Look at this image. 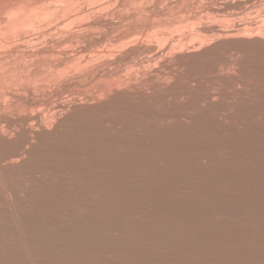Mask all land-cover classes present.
Here are the masks:
<instances>
[{
  "label": "bare ground",
  "instance_id": "bare-ground-1",
  "mask_svg": "<svg viewBox=\"0 0 264 264\" xmlns=\"http://www.w3.org/2000/svg\"><path fill=\"white\" fill-rule=\"evenodd\" d=\"M140 132L159 139H144ZM214 135L222 140H213ZM169 140L188 142L186 154L208 151L204 154L212 167L194 165L192 175L240 181L246 194L211 196L199 179L203 189L194 190L201 196H186L187 205L175 203L177 194L173 199L158 192L169 210L192 209L177 217L165 215L151 202L159 184L154 169L147 182L157 189L137 181L128 185L132 174L148 171L140 160L142 151H164ZM55 152L109 158L121 172L114 178L90 176L83 187L51 186L47 193L30 177L40 168L46 171L44 181L60 182L47 170L52 163L44 160ZM174 152L170 159L181 161ZM127 153L138 155L134 165L124 162ZM247 154L262 161L244 162ZM218 155L233 157L228 167L218 170ZM171 171L165 174L175 175ZM13 183L26 190L19 199L0 193V264L173 263L166 251L172 245L185 253L195 249L192 264H263L264 252L252 237L206 239L196 234L193 241L173 243L171 235L155 231L175 220L194 225L200 217L219 216L251 224L264 235V0H0V191ZM132 188L142 192L136 195ZM105 191L111 202L100 201L106 199ZM230 200L243 210L220 206ZM54 205L70 211L76 224L64 226V221L52 228L55 219L48 209ZM124 217L132 219L129 227L117 223ZM91 234L94 239L88 241ZM143 245L166 253L145 255Z\"/></svg>",
  "mask_w": 264,
  "mask_h": 264
},
{
  "label": "rangeland",
  "instance_id": "rangeland-1",
  "mask_svg": "<svg viewBox=\"0 0 264 264\" xmlns=\"http://www.w3.org/2000/svg\"><path fill=\"white\" fill-rule=\"evenodd\" d=\"M257 72H258V70H257ZM256 72V73H257ZM259 80H260V77L258 78ZM260 81H262V79L260 80ZM252 83H254L255 84V82H253V80L251 81ZM259 83V82H258ZM256 85V84H255ZM236 88H238L237 86H236ZM231 90H233V91H231L232 93H234L235 92V89H231ZM237 93V92H236ZM149 126L148 127H151V126H154V125H150V124H148ZM174 125V124H173ZM165 128H168V126L167 125H163ZM174 126H178V127H186V126H184L183 124H180L179 122H175V125ZM173 126V127H174ZM163 127V128H164ZM169 127H172V125L170 124L169 125ZM181 127V128H182ZM149 133H151L150 135H149ZM140 134V136H144L143 138L145 139V138H147V140H150V141H153V142H155V141H158L157 139H159L158 138V135H155V134H153L152 132H148L147 134L145 133L144 134V132L142 133V132H140L139 133ZM256 134V133H255ZM148 135V136H147ZM215 136V137H214ZM214 136H212V138H213V140H215V141H221L222 140V138H221V136L219 137V136H217V135H214ZM251 136V135H250ZM256 136L259 138V137H261V135H258V134H256ZM150 137V138H149ZM154 137V139H152ZM221 140H220V139ZM251 138V140H252V137H250ZM248 140V139H247ZM177 142V143H176ZM182 144H179V141H171V140H169L168 142H165V145H163L164 147V151H163V149H156V150H154L153 148H151V147H148V148H146L144 151H142V157H143V159L141 158H139L140 160H141V162H143V163H145L147 166H148V171L146 170V171H144L143 173H141V174H136V175H134V174H132L133 175V178H132V180H130L131 182L129 183V188H131V186L130 185H132L135 181H137V182H139V184L140 185H143V184H147V186H151L152 188L151 189H153L154 190V188L155 187H158V189L157 188H155V189H157L156 191H155V193H154V191H152V192H150V193H152L153 194V196H154V201H157V200H159V201H157V202H154L153 200L151 201L152 202V205L153 206H157V205H159L160 206V208H162L163 209V213L165 214V215H167V213H168V215L170 216V217H177L178 215H181L182 213L184 214V213H186L187 212V209H191L190 207H186V208H183L184 206H180V208H178V206H176V208L174 209V207H172L171 208V205L172 204H170V208L171 209H173V211H171V210H169L167 207H169V204L167 205L163 200L161 201L160 199H161V197H160V199H159V196H157L158 195V192L159 193H161L162 191V194H165L166 193V195L168 196L169 195V197L170 198H172V197H174L173 199H175L176 197H177V195H178V197L175 199V200H177L175 203H178V204H183V205H187V204H189L188 203V201H187V199H186V196H192V195H196V197L199 195V196H201L200 194H196V191L194 190V189H196V188H198V187H202V189H203V185L205 186L204 188L206 189V191L208 190L209 192H211V194H209V195H211L212 196V194L213 195H215L216 193H221V191H222V193L223 194H217L216 196H218L219 195V197H221V198H224V197H226L227 199H231L230 198V196H232V194L236 191V192H239V193H243V194H246V191H245V189H248L247 187H246V184H244V183H242V182H240V181H235V180H230V179H227V178H225V177H221V178H219V180H217V181H214V180H212V182L213 183H211V180L208 178V180H210V181H207V179H206V177H201V175H192V174H194V172L195 171H192V169L194 168V165L196 166L195 168H197V167H199V166H205L207 169H209V167H212V165L211 166H209L208 167V165H209V161H208V159L206 158V156H208L207 154H204L205 152L206 153H208V151H205L203 154H193V153H191V152H188L187 154H186V152L184 151L185 149H186V146H187V148L188 147H190L191 145L190 144H188V142H184V141H180ZM183 142H184V144H183ZM169 143V144H168ZM172 143V144H171ZM187 143V144H186ZM151 144V143H150ZM176 144H178V145H176ZM169 145V146H168ZM174 145H176V146H174ZM168 146V147H167ZM172 146V147H171ZM179 147V148H178ZM166 148H167V150H166ZM178 148V149H177ZM177 149V150H176ZM151 150V151H150ZM158 150H159V153H158ZM171 150V151H170ZM189 151H191L190 149H188ZM174 151H176V152H174ZM155 152V153H154ZM157 152V153H156ZM161 152V153H160ZM168 152H170V153H168ZM173 152L175 153V154H179L180 156L179 157H182V159H181V161H179V159H177V160H175V159H170V156H171V154H173ZM177 152H179V153H177ZM147 153H149V154H147ZM164 153V154H163ZM152 154V155H151ZM161 154V155H160ZM168 154V155H167ZM182 154H185V155H182ZM53 158H52V154H49V155H45L46 157H44V160H45V162L48 164V162H50L49 164H51V165H49L48 166V169L47 170H49V171H51V172H53V173H55V174H57V177L59 178V180L58 181H60V182H57V183H53V182H47V180H45L44 181V179H42V178H46V171H44V170H42V169H40V168H36V169H34V172H33V176L31 175V179L30 180H34V182H36L37 184H38V186H40V187H42V188H46L48 191H46L47 193H51L52 191L51 190H53L54 188H56V187H58V186H60L61 188H63V187H74V188H76V187H83V185H85L86 183H89L88 182V178L91 176V177H96V176H98V177H103V178H107V176H109L110 178H114V176H115V174H117L118 172H121V170H118L119 168H113V167H115L113 164H114V162L111 160V159H109V158H105V157H102V158H96V157H87V158H84V157H80L81 158V160H80V158L79 157H77L76 156V154L75 155H73L72 157H69V156H67V155H65L63 152H55V154L53 153ZM59 155V156H58ZM62 155V156H61ZM127 156H124V158H125V161L124 162H126V163H133V165L137 162V160H136V158H134V157H138V155L137 154H134V155H132V154H126ZM144 155V156H143ZM147 157H146V156ZM151 155V156H150ZM154 155H157L156 157L154 156ZM160 155V156H159ZM49 156V157H48ZM61 156V158L59 159V157ZM133 156V157H132ZM165 157L166 158V160L163 158V157ZM167 156H169V157H167ZM203 156H205V157H203ZM226 155H218L217 157L218 158H216V159H218L217 161H215L216 159L214 158V161L215 162H217V164L219 163V165H222V166H219V168H218V170H220V167H221V170L222 169H224L225 167H228L229 166V161H231V159L233 158V157H231L230 155L228 156V158H230V159H228V158H226L225 157ZM246 156V158L243 156L242 157V159L244 158V162L246 161V162H252L253 164H256V162L257 161H262V159H258V157L257 156H255V155H245ZM249 156H252V158L255 160H253L251 157H249ZM56 157V158H55ZM67 159H66V158ZM74 157V158H73ZM76 157V158H75ZM146 157V158H145ZM150 157V158H149ZM158 157H160V158H158ZM192 157V158H191ZM197 157V158H196ZM200 157V158H199ZM225 158L224 160H222L221 158ZM248 157H249V159H248ZM254 157H256V158H254ZM54 158H55V160H54ZM65 158V159H64ZM105 158V159H104ZM148 158V160L146 161V159ZM207 160H206V159ZM53 159V160H52ZM83 159V160H82ZM103 159H104V161H103ZM132 159V160H131ZM134 159V160H133ZM138 159V158H137ZM138 159V160H139ZM145 159V160H144ZM154 159V160H153ZM159 159H160V161H161V163L163 162V166L161 167V169L159 168L160 167V162H158L159 161ZM170 159V160H169ZM228 159V160H227ZM245 159H248V161L247 160H245ZM256 159H257V161H256ZM59 160V161H58ZM62 160H63V163H62ZM65 160V161H64ZM76 160H78V161H76ZM80 160V161H79ZM106 160V161H105ZM111 160V161H110ZM124 160V159H123ZM128 160H129V162H128ZM184 160V161H183ZM186 160V161H185ZM188 160H190V161H188ZM191 160H193L192 161V164H191ZM201 160H202V162H201ZM226 160V161H225ZM249 160H251V161H249ZM48 161V162H47ZM69 161V162H68ZM76 162L75 164H76V166H75V164H73V162ZM81 161H83V162H81ZM153 161V162H152ZM155 161V162H154ZM171 161V162H170ZM173 161H176V162H173ZM179 161V162H178ZM206 161V162H205ZM60 162V163H59ZM72 162V163H71ZM88 162V163H87ZM101 162H103V163H101ZM107 162H110L109 164L107 163ZM135 162V163H134ZM196 162L198 163V164H196ZM201 162V163H200ZM207 162H208V164H207ZM222 164H221V163ZM60 165H59V164ZM77 163H80V164H77ZM96 163H97V165H96ZM99 163V164H98ZM153 163V164H152ZM168 164V166L166 165V164ZM172 163V165H169V164H171ZM175 163V164H174ZM177 163H178V165H177ZM181 163V164H180ZM184 163V164H183ZM226 163V164H225ZM228 163V164H227ZM54 164L56 165V167L54 166ZM67 164V165H66ZM85 164V165H84ZM86 164L88 165L87 167H86ZM144 164V165H145ZM155 164V165H154ZM206 164V165H205ZM216 164V165H217ZM71 165V166H70ZM79 165V166H78ZM93 165V166H92ZM101 165V166H100ZM104 165V166H103ZM108 165V166H107ZM110 165H111V167L114 169H112L111 167H110ZM158 165V166H157ZM175 165V166H174ZM197 165H199V166H197ZM227 165V166H226ZM51 166H53L54 167V169L53 168H51ZM61 166H63V167H61ZM65 166V167H64ZM68 166H70L69 168H68ZM92 166V167H91ZM97 166V167H96ZM151 166V167H150ZM154 166V167H153ZM157 166V167H156ZM165 166V167H164ZM168 168H167V167ZM170 166V167H169ZM188 166V167H187ZM225 166V167H224ZM245 166V165H244ZM244 166H242L240 169H245V167ZM62 168V170H60L61 168ZM103 167V168H102ZM73 170H72V169ZM78 168H80V169H78ZM83 168V169H82ZM97 170H96V169ZM109 168H111L112 169V171H111V169H109ZM155 168H158L157 170L155 169ZM170 168V169H169ZM190 170H189V169ZM53 169V170H52ZM69 169V170H68ZM150 169V170H149ZM154 169V170H153ZM161 171H160V170ZM165 169V170H164ZM188 169V170H187ZM211 169V168H210ZM36 170V171H35ZM74 170H75V172H74ZM99 170V171H98ZM151 170H153V173L151 172ZM163 170V171H162ZM167 170V171H166ZM169 170H170V172H172L171 170H175L174 172H175V175H173V176H168V175H166L165 173H168L169 172ZM186 170V171H185ZM37 171H39V172H37ZM55 171V172H54ZM58 171V172H57ZM68 171V172H67ZM71 171V172H70ZM82 171H83V173H82ZM106 171H110V172H106ZM165 171V172H164ZM182 171V172H181ZM60 172V173H59ZM64 172H65V174H64ZM73 172V173H72ZM114 172V173H113ZM145 172H147V173H145ZM157 172V173H156ZM159 172H160V175H159ZM163 172V173H162ZM185 172V173H184ZM187 172V173H186ZM38 173V174H37ZM41 173V174H40ZM44 173V174H43ZM109 173V174H108ZM149 173H152V174H154V175H156V177L158 178V185H156L155 187H154V185H151L149 182H147V180H149L148 178H150V177H152V176H154V175H149ZM179 173V174H178ZM181 173V174H180ZM60 174H62V175H60ZM66 174H68L67 176H66ZM72 174V176H70ZM107 174V175H106ZM163 174V175H162ZM189 174V175H188ZM190 174H191V176H190ZM37 175H39V176H37ZM43 175H45V177L43 176ZM65 175V176H64ZM78 177H77V176ZM93 175V176H92ZM127 175V174H126ZM144 175V176H143ZM147 175V176H146ZM165 175V176H164ZM186 175H188V176H186ZM59 176H62V177H59ZM139 176V177H138ZM140 176L142 177V178H144V177H146V180L144 181V179H142V178H140ZM150 176V177H149ZM164 176V177H163ZM174 176H181V177H183V178H179V179H176V178H174ZM35 177H38V178H35ZM109 177H108V179H109ZM118 177V176H117ZM137 177V178H136ZM148 177V178H147ZM163 179H162V178ZM165 177H167L166 178V180L168 181H164L163 182V180L165 179ZM186 177L188 178L187 180H185L186 179ZM76 178V179H75ZM82 178V179H81ZM139 178V179H138ZM192 178V179H191ZM196 178V179H195ZM202 178H203V180L204 181H202ZM223 178V179H222ZM60 179H62V180H60ZM162 179V180H161ZM201 180V182H203V185L201 186L200 184H202V183H200V184H197L198 182H200V180ZM69 180V181H68ZM86 180V181H85ZM107 180V179H106ZM141 180V181H140ZM192 180V181H191ZM198 180V181H197ZM221 180V181H220ZM225 180V181H224ZM227 180V181H226ZM66 181V182H65ZM70 181H71V184L69 185V186H67V184L68 183H70ZM77 181V182H76ZM162 181V182H161ZM171 181V182H170ZM181 181V182H180ZM207 181V182H206ZM219 181H220V183H219ZM231 181H234V184H233V182H231ZM45 182V183H44ZM133 182V183H132ZM186 182V183H185ZM191 182V183H190ZM209 182V183H208ZM214 182H215V184H214ZM59 183V184H58ZM164 183V184H163ZM178 183H179V185H178ZM181 183V184H180ZM183 183V184H182ZM193 183V184H192ZM196 183V184H195ZM211 183V184H210ZM15 186L14 187H11L10 189H7V190H2V191H0V193L2 192V196H4L5 194H9L10 196L12 195L15 199H19V198H21V197H23L22 195H20V194H25L24 192H25V187L23 186V187H21L22 186V184L21 183H18V184H20V185H18L17 183V185L15 184V183H13ZM44 184V185H43ZM50 184V185H49ZM58 184V185H57ZM161 184H162V186L164 187L162 190L159 188V187H161ZM168 184V185H167ZM186 184V185H185ZM209 184V185H208ZM214 184V185H213ZM223 186H222V185ZM227 184H228V186H227ZM229 184H231V185H229ZM236 184H237V186H236ZM53 185H54V187H53ZM81 185V186H80ZM191 185V186H190ZM208 185V186H207ZM210 185H211V187L212 188H214L213 190L215 191H213L212 189H211V187H210ZM217 185L219 186V187H217ZM233 185V186H232ZM239 185H240V187H239ZM51 186H52V189H51ZM106 187H107V185H105ZM172 186V187H171ZM177 186V187H176ZM180 186V190L182 191H180L179 190V187ZM16 187H19V188H16ZM50 187V188H49ZM182 187L184 188V190L182 189ZM189 187L190 188H192V189H189ZM208 187H209V189H208ZM222 187V188H221ZM227 189H226V188ZM236 187V188H235ZM49 188V189H48ZM186 188H187V190H186ZM219 188V189H218ZM13 190V192H12V190ZM14 189H15V191H14ZM16 189H19V191H16ZM51 189V190H50ZM133 189V188H132ZM148 189H150V188H148ZM160 189V190H159ZM164 189L166 190V191H164ZM221 189V190H220ZM230 189V190H229ZM24 190V191H23ZM50 190V191H49ZM135 190L136 189H133L132 191H134V193H135ZM138 190V189H137ZM136 190V195H137V193L138 194H140V192H142V191H140V190H138L137 191ZM159 190V191H158ZM169 190V191H168ZM174 190V191H173ZM191 190V191H190ZM228 190V191H227ZM5 191H7V193H4ZM149 191H151V190H149ZM178 191V192H177ZM188 191V192H187ZM225 191V192H224ZM230 191V192H229ZM234 191V192H233ZM10 192H12V194H10ZM16 193V195H15V193ZM107 191H105V195L103 196V197H105L106 199H103L102 200V198L100 199V201H103V202H111V200L110 199H112L113 200V197H111V196H109V193L107 192ZM157 192V193H156ZM189 193H190V195H189ZM198 193V192H197ZM224 193H225V195H224ZM229 193V194H228ZM14 194V195H13ZM108 194V195H107ZM177 194V195H176ZM180 194V195H179ZM7 195H5V197H8ZM20 195V196H19ZM185 195V196H184ZM9 196V197H10ZM10 197V198H13V197ZM17 196V197H16ZM176 196V197H175ZM223 196V197H222ZM227 196H229V197H227ZM8 197V198H9ZM156 197V198H155ZM13 198V199H14ZM108 199V200H107ZM141 199V198H140ZM152 199H153V197H152ZM106 200V201H105ZM64 204L66 203L65 201L63 202ZM68 203V202H67ZM76 203V202H75ZM102 203V202H101ZM155 203H157V204H155ZM160 203H162V204H160ZM217 203H219V202H217ZM229 204V205H228ZM67 206H72V205H70V204H66ZM167 207H166V206ZM226 205V206H225ZM55 207H49V212H48V214H49V217H50V219H55L52 223H51V226H52V228H60L61 227V223L62 224H65V222H67L64 226H70L72 223L74 224H76V221H74V219H72L71 218V216H70V214H71V212L69 211V212H66L65 211V209H64V211H63V206H61V208L60 207H57V205H54ZM74 206V205H73ZM220 206H223V207H225V208H227V209H229V211H231V210H235L236 212L237 211H239V212H241V210H243V208L244 207H234V205H233V202H232V200H230V201H228V202H225V204L223 203V204H221ZM75 207H76V204H75ZM208 206H206V208H207ZM53 208V209H52ZM55 208V209H54ZM71 208V207H70ZM69 208V209H70ZM165 208V209H164ZM60 209V210H59ZM53 210V211H52ZM57 210H58V212H57ZM165 210V211H164ZM177 210V211H176ZM192 210V209H191ZM170 211V212H169ZM56 212V213H55ZM61 214H60V213ZM63 212V213H62ZM66 212V213H65ZM54 213V214H53ZM67 213H68V215H67ZM54 215V216H53ZM56 215V216H55ZM63 215H65V217L63 216ZM239 215V214H238ZM237 216V215H236ZM240 216V215H239ZM66 217H67V219H66ZM217 217V216H216ZM58 218V219H57ZM70 219H71V221H70ZM128 219V221H126ZM130 218H121L119 221H121L120 223L117 221V223L120 225L121 224V227H124L125 228V225H127L126 227H129V225H131L130 223L132 222L131 220L132 219H130ZM218 219V220H217ZM60 220H62V221H60ZM195 220H197L196 221V223L193 225V223H189V222H186V221H184V222H181V223H178V221L177 220H175L174 222H171V224L170 223H168V224H163V225H161L160 227H159V230H157V232L155 231V233L156 234H162V233H167V236H172V237H170V238H172L170 241L171 242H179V241H181L182 239H184L185 241H193L195 238H192V237H194V236H196V234L197 235H201V236H203V237H205L206 239L207 238H215V239H219V238H221V237H228V239H230V236L231 237H233V236H239L240 235V237H242V238H244V240H246V239H248V237H252V239H255L256 240V244H258V248H260V249H262L263 250V252H264V235H262L259 231H257V230H255L254 228H253V226L251 225V224H247L246 225V227L245 226H241L238 222H235V220H229L228 218H225V217H219L218 216V218H215V216H213V218H205V217H200V218H198V219H195ZM261 220V219H260ZM65 221V222H64ZM74 221V222H73ZM122 221H126V222H122ZM209 221V222H208ZM233 221V222H232ZM72 222V223H71ZM129 222V223H128ZM235 222V223H234ZM69 223V224H68ZM176 224V228H175V225L174 224ZM179 225H178V224ZM186 223H188V224H186ZM197 223L199 224V226L200 227H196V229L194 228V226H197ZM227 223V224H226ZM261 223H262V221H261ZM122 224H125V225H122ZM182 224V227H180V225ZM184 224V225H183ZM229 224V225H228ZM166 225V226H165ZM169 225H171V228H170V226ZM187 227H186V226ZM189 225H190V227H189ZM192 225V226H191ZM231 225V226H230ZM232 225H233V227H232ZM234 225H236V226H234ZM239 225V226H238ZM211 226H212V228H211ZM177 227H179V228H177ZM192 227V228H191ZM235 227H236V229H235ZM263 227H264V225H263ZM174 228V229H173ZM188 230H187V229ZM206 228H208V229H206ZM182 229V230H181ZM198 229V230H197ZM223 229V230H222ZM231 229V230H230ZM234 229V230H233ZM187 230V231H186ZM241 230V231H240ZM162 231V232H161ZM169 232V233H168ZM183 232H185V233H183ZM186 232H188V233H186ZM189 232H191V233H189ZM203 232H204V234H203ZM207 232V233H206ZM231 232V233H230ZM181 233V234H180ZM206 233V234H205ZM90 234V233H89ZM175 234V235H174ZM237 234V235H236ZM241 234H244V236L243 235H241ZM248 236H247V235ZM253 234V235H252ZM177 235V236H176ZM178 235H180V236H182V237H180V236H178ZM189 236V237H188ZM213 236V237H212ZM257 236V237H256ZM90 237V238H89ZM178 237V238H177ZM86 238L88 239V241L91 239V240H93L94 239V235L93 234H91V236L90 235H86ZM180 238V239H179ZM178 239V240H177ZM90 240V241H91ZM125 242H127L128 240H127V238H125V240H124ZM127 244V243H126ZM144 247V248H143ZM143 247H141V251L144 253L145 251V255H149V256H152V255H155V254H165L166 252L165 251H160V252H157L156 253V249H158L157 251H159L160 249L159 248H156V247H149V246H145V245H143ZM155 248V249H154ZM177 247L176 246H173L172 245V247L169 249V250H166L167 251V253H169L171 256H172V258H173V260L175 261V262H173V263H167V262H165V263H161V264H192V262H191V260H190V257H191V255L192 254H194L195 252H196V250L195 249H189V250H186V253L185 252H183L182 250H179L178 248L176 249ZM193 248H196V247H193ZM143 249V250H142ZM149 249V250H148ZM151 249V250H150ZM154 249V250H153ZM197 249V248H196ZM148 250V251H147ZM150 251V252H149ZM152 251H153V253H152ZM175 251V252H174ZM178 251H180V252H178ZM163 252V253H162ZM194 252V253H193ZM150 253V254H149ZM178 253V254H177ZM180 253H182V254H180ZM208 257H211V256H209L208 255ZM109 261V260H108ZM107 260L106 261H104V264H113L114 262L112 261V262H108ZM160 262H158V263H156V264H159ZM28 264V263H27ZM264 264V263H263Z\"/></svg>",
  "mask_w": 264,
  "mask_h": 264
}]
</instances>
